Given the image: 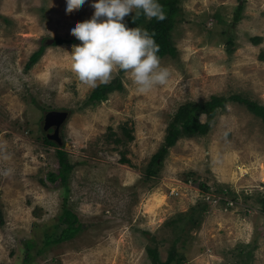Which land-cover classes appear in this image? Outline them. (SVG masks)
I'll list each match as a JSON object with an SVG mask.
<instances>
[{
  "label": "rangeland",
  "instance_id": "obj_1",
  "mask_svg": "<svg viewBox=\"0 0 264 264\" xmlns=\"http://www.w3.org/2000/svg\"><path fill=\"white\" fill-rule=\"evenodd\" d=\"M92 2L65 11V0H0V264H153L149 248L162 261L177 250L183 264H264V124L243 104L227 102L207 135L181 137L147 172L181 106L212 95L264 105V0H182L178 55L160 59L169 82L149 94L118 68L94 87L72 71L64 52L81 42L69 25L90 19ZM50 111L69 113L61 145L45 142ZM58 149L73 165L68 187L48 180ZM66 209L81 231L45 247Z\"/></svg>",
  "mask_w": 264,
  "mask_h": 264
},
{
  "label": "clouds",
  "instance_id": "obj_2",
  "mask_svg": "<svg viewBox=\"0 0 264 264\" xmlns=\"http://www.w3.org/2000/svg\"><path fill=\"white\" fill-rule=\"evenodd\" d=\"M86 0H65L64 10L80 7ZM51 6L50 0H48ZM90 19L69 25L80 44L70 45L72 71L84 84L106 83L117 68L129 75L136 91L149 94L158 86H166L170 71L160 66L159 45L154 33L141 27L128 28L123 18L131 12L147 18L164 20L166 12L159 0H93ZM135 10V11H134ZM62 51V50H61ZM3 159H9L3 155ZM11 170L6 169L4 175ZM211 200V197H210Z\"/></svg>",
  "mask_w": 264,
  "mask_h": 264
},
{
  "label": "trees",
  "instance_id": "obj_3",
  "mask_svg": "<svg viewBox=\"0 0 264 264\" xmlns=\"http://www.w3.org/2000/svg\"><path fill=\"white\" fill-rule=\"evenodd\" d=\"M182 0H159V3L163 5L166 12V18L164 20H157L156 18H147L142 13L139 16H135V12L127 20L123 21L128 28L141 27L147 29L150 34L154 33V39L159 45L158 56L160 59L164 57L176 58L178 55V48L172 39L173 31L176 28V18L180 12V3ZM261 39L256 37L253 39L255 44H258ZM43 50L40 49L32 55L27 68H31L42 56ZM122 85L120 81H116L110 85L102 84L97 86L90 95V101L101 102L105 101L107 94L116 90L121 89ZM227 102H237L243 104L252 114L261 119L264 124V105L259 102L247 99L241 95L231 96H218L212 95L208 101L203 103H188L179 108L177 113L174 115L173 120L167 128V134L165 140L160 147L159 151L153 155L149 168L148 174L154 175V166L159 161L163 162L169 153V149L173 147L181 137H194V136H205L209 133L212 124L214 123L217 111L220 108L225 107ZM202 114L207 115L205 122L200 121ZM45 142L50 145H57L56 142L51 141L48 137H45ZM57 156L59 160V171L58 173L51 172L48 175V180L52 184H60L64 187H68L69 176L73 171V165L68 161L65 151L58 149ZM203 190L207 191L208 188L203 186ZM264 209V196L260 199ZM200 211H206V206L199 208ZM195 214V212H193ZM189 217L192 225L195 224V218ZM66 225V226H63ZM197 224V223H196ZM62 226L60 234L56 236V231L45 232L44 246L60 244L63 242L70 241L81 231L82 226L78 224L77 216L71 211L66 209L63 216L60 217V225H55V230ZM34 247V242L28 241L25 253V263L32 262V254L29 250ZM41 250H43L41 248ZM149 257L153 264H183L184 256H180L177 250L171 249L166 261H162L158 249L149 248L147 250Z\"/></svg>",
  "mask_w": 264,
  "mask_h": 264
},
{
  "label": "water",
  "instance_id": "obj_4",
  "mask_svg": "<svg viewBox=\"0 0 264 264\" xmlns=\"http://www.w3.org/2000/svg\"><path fill=\"white\" fill-rule=\"evenodd\" d=\"M69 113L66 111H50L46 115L45 119V126L44 129L48 130L49 128H53L54 131L52 134L48 133L47 137L51 141L56 142L58 145H61V139H60V128L62 124L66 121L68 118Z\"/></svg>",
  "mask_w": 264,
  "mask_h": 264
},
{
  "label": "crops",
  "instance_id": "obj_5",
  "mask_svg": "<svg viewBox=\"0 0 264 264\" xmlns=\"http://www.w3.org/2000/svg\"><path fill=\"white\" fill-rule=\"evenodd\" d=\"M243 220H245V219H243Z\"/></svg>",
  "mask_w": 264,
  "mask_h": 264
},
{
  "label": "bare ground",
  "instance_id": "obj_6",
  "mask_svg": "<svg viewBox=\"0 0 264 264\" xmlns=\"http://www.w3.org/2000/svg\"><path fill=\"white\" fill-rule=\"evenodd\" d=\"M157 201V200H156Z\"/></svg>",
  "mask_w": 264,
  "mask_h": 264
},
{
  "label": "built area",
  "instance_id": "obj_7",
  "mask_svg": "<svg viewBox=\"0 0 264 264\" xmlns=\"http://www.w3.org/2000/svg\"><path fill=\"white\" fill-rule=\"evenodd\" d=\"M210 198V197H209Z\"/></svg>",
  "mask_w": 264,
  "mask_h": 264
},
{
  "label": "flooded vegetation",
  "instance_id": "obj_8",
  "mask_svg": "<svg viewBox=\"0 0 264 264\" xmlns=\"http://www.w3.org/2000/svg\"><path fill=\"white\" fill-rule=\"evenodd\" d=\"M54 131V130H53Z\"/></svg>",
  "mask_w": 264,
  "mask_h": 264
}]
</instances>
